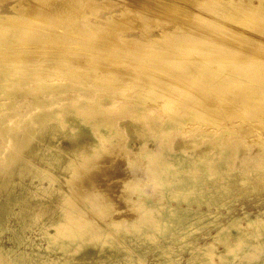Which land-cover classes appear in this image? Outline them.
Instances as JSON below:
<instances>
[{
	"label": "bare ground",
	"instance_id": "6f19581e",
	"mask_svg": "<svg viewBox=\"0 0 264 264\" xmlns=\"http://www.w3.org/2000/svg\"><path fill=\"white\" fill-rule=\"evenodd\" d=\"M6 4L9 9L1 11ZM115 7L120 13L111 12ZM102 10L111 13L104 18ZM152 27L158 36L150 34ZM132 32L139 36L127 34ZM99 96L106 104L98 103ZM12 97H23L32 107L21 111L19 102L13 108ZM157 102L164 115L151 123L164 131L185 126L172 116L193 125L216 121L201 133L217 138L230 131L225 126L213 133L225 124L221 115L264 122V0H0V147L8 150L0 164L18 162V172L31 176V187L12 200L22 204L18 214L24 227L42 222L46 251H61L43 261L40 246H0V264H99L117 255L125 263L144 264L151 251L180 264L185 249L187 264H213L215 244H200L198 238L210 227L217 230L213 238L226 245L221 259L248 252L255 240L264 242V209L257 215L232 212L241 186V195L264 188V163L254 169L258 180L235 171L230 163L240 152L211 140L199 155L193 148L167 151L166 145L137 153L148 159V182L141 185L139 176L130 181L129 197L138 199L127 197L125 210L136 213L142 204L149 209L133 228L126 227L128 218L113 217L115 203L92 189L110 169H127L123 160V165L115 161L127 151L116 146L120 127L106 107L122 104L119 112L131 115L146 134L150 126L142 111H154ZM190 136L197 143L199 137ZM28 154L44 165L27 161ZM150 183L163 201L146 190ZM223 208L230 214L227 223L220 222ZM6 229L1 213L0 233ZM11 239L23 242L18 230ZM259 255L242 264H264V254Z\"/></svg>",
	"mask_w": 264,
	"mask_h": 264
},
{
	"label": "rangeland",
	"instance_id": "374dc122",
	"mask_svg": "<svg viewBox=\"0 0 264 264\" xmlns=\"http://www.w3.org/2000/svg\"><path fill=\"white\" fill-rule=\"evenodd\" d=\"M8 5L9 4H6L5 8H2L1 11H4V12L7 11L9 9ZM111 12L112 13L113 12L114 13L115 12L120 13V7H115V10H112ZM104 13H106V14H104ZM110 13H108L107 10H102L101 15L105 18ZM161 23H162V21H161ZM149 32L153 36H158V34H159L158 33L159 30H158V28L156 29V27L150 28ZM127 34L130 36L131 35L137 36V37L139 36V33H137V32L127 33ZM51 55H50V57H51ZM53 57H56V56H53ZM90 91L91 92L89 94H91V95H98V93H99L98 91H95V89H90ZM29 98H30V96H29ZM98 98H99L98 103H100L102 105L106 104L105 100L101 99V96H99ZM8 102H9V104H12L13 108L17 107L16 106L17 103L23 102V105L21 107H18V109L21 111H25L28 107H32V105L28 101H25V99H23V97L22 98L21 97L8 98ZM151 104L152 103H149L148 107H150V106L152 107L153 104L152 105ZM158 104L159 103L157 102V104L155 105V107L157 106V108H158V109L157 108L154 109V111H156V112H154L153 110H143L142 111L143 112L142 116L144 115L143 116L144 119L143 118H141V119L145 120V121L147 119V122H149L148 126H150L147 128L148 130H147L146 134L140 132L141 131L140 128L142 126L138 122H134V119H132L131 115L123 113V112H119V109L123 107L122 104L120 106H118V108H116L114 106L106 107L108 110L113 112V118L116 122V125L118 126V128L120 127L119 132L117 134L116 141H115V142H117V143L119 142V143L116 146H118L120 151H122V152L127 151L125 156H123V155L120 156V153L118 150V153H119L118 155L120 157L116 155L117 158L115 159V161L118 160L119 163H121L120 161L123 160V163H125V166H126V167L123 166V169H126V168L127 169L124 172H114V171H112V169H110L109 172L107 173V175L102 176L101 180L98 181V183H100V184L99 185L96 184V185L92 186V189L96 190V192L99 191L98 193H101L102 196L104 194L103 197L105 198V200L111 198L108 201H111V203H113V204L115 203L114 206H116L113 217L116 218L117 220H119V218H120V220H122V221L124 220V222L127 220L126 218H128V221H126L125 223H126V227L128 225L129 228H133L138 223V220L140 219V217L143 214H145L147 209H149V206L147 204H142V208L140 206L141 209L139 211H137L136 213H134L135 211H131L129 209L125 210L127 207H126L124 202L127 199V197L130 196V193H129V190H130L129 186L131 185L130 181L140 177V179L142 180L140 182L141 185L146 184V182H148V179H147L148 177L146 176L147 172L144 170V168L148 165V159H147V157H144L143 155H140V154L138 156L137 153H140L142 151L156 152L158 150H161V147L166 145L167 148H169V150H167V151H171L172 147H174L176 150L179 148H183V149L188 150V151L191 148H193L195 150V152L199 155L205 150V148H207L206 147L207 141L211 140L213 142H216L220 147H222L223 145H226V144L227 145L230 144V145H232L231 147H232L233 151L240 152V156L238 158H235V160H233L230 163L231 168L234 169L235 171H238V170L239 171L240 170L241 171H243V170L247 171V173L250 176H252L256 180H258V176H255L254 169H256L258 167L259 162H261L262 164L264 163V122L259 123V122L255 121V118H253V117H251V119L249 117V120L246 122H244V118H243V122H242V119H241V121H240V119L239 120L236 119V121H233L230 119H228V120L224 119V115H221L222 117H220L221 118L220 122L225 123V124L218 127L219 129L218 128L213 129V133L217 134L218 132H222L223 128L226 126L227 129H229L234 134L233 135H232V133L228 134L227 132L230 133V131H226L225 134L222 135V137L217 138V135H211V136L208 135L206 137L205 136L203 137V135L201 133L203 130H206L205 128H207L208 126L211 127L212 124H214V123L216 124L217 123L216 121L215 122L204 121V123H202V122L200 123L199 121L198 122L196 121L195 125H193L194 122L189 123L191 121V119L180 117V116H172L173 119L180 121V122H183L185 124V126L180 127V128L175 127V128L170 129V130L164 131V129H162L161 126L156 125L154 123H151L152 121H154V122L160 121L162 118V115H164L162 112L163 109H161V105H158ZM157 112H159V113H157ZM151 115H153V116H151ZM145 117H146V119H145ZM186 121H188V122H186ZM227 122L229 124H226ZM237 122H239V123H237ZM200 124H201V126H200ZM155 126H156V128H155ZM199 126H200V128H199ZM190 127H193V129ZM247 129L249 132H247ZM246 133H248V134H246ZM190 134H194V135H197L199 137V140L197 141V143L193 144L194 141L191 139ZM165 135H168V138L166 140L164 139ZM214 137L216 140H212ZM3 142H4L5 146H7L8 141L5 139V141H3ZM240 146H242V147H240ZM10 147H11V151L13 152L15 150V148H13L12 146H10ZM213 150H215V149H213ZM6 151H8V150H6L4 148V146L0 147V160H3L5 158L4 153ZM135 157H136V159H135ZM26 158H27V161L29 160V162H31L34 165L35 164L40 165V166L44 165V164H42L39 157L36 156L35 154H28V156ZM119 159H121V160H119ZM132 160H134V162L136 164L135 163L132 164L131 163ZM10 165H13V167H15V169H17V170L15 172H12V173L7 172L6 169L9 168ZM20 166H21L20 163H18V162L11 163L10 161H4L2 164H0V214L1 213L5 214V220H6V226H7V229L4 232L0 233V246H3L5 248L14 247L15 250H17V249L31 250V248L37 249L40 246L41 247L40 249L43 250L44 252H46V254L41 255V260H43V259H44L43 261L53 260V259L61 256V251L60 250L59 251L58 250L57 251L56 250L55 251L54 250L53 251L52 250L46 251L47 241L44 240L45 238H43V236H42V232H43L42 222L40 221L38 223H35L32 225V227H24L23 223H22L21 215L18 214V212H20L22 204L19 203V201L17 199L14 201L12 200L13 196L19 195L22 191H24L26 189V187H31V176L30 175H25V176L21 175L18 172ZM124 175H125V178L123 180ZM146 179H147V181H146ZM5 183H7V184L5 186H3V184H5ZM37 183L38 182H36V184ZM150 185H151V186H149L150 188L146 187V190L147 191L150 190V192H152L153 196H156V197H153L154 199H162L161 193H158L156 187L152 186L154 184L150 183ZM94 187H96L97 189H94ZM240 189L242 191L236 193L238 198L239 197L240 198L236 203L233 204L232 212H234V214L237 213V214H240L241 216H244V213H246V211H248V212L252 213L251 215H254V214L257 215L259 211L264 209V188H262L263 190L261 189L260 192H253L250 194L244 193L245 195L244 194L241 195V193L244 192L243 186H241ZM70 191H73V189L70 188ZM131 195L132 196L129 197V199L132 198V200L134 199V201H136L138 199L137 194L131 193ZM107 196H109V197H107ZM8 200H12L13 203H12L11 207L10 206L8 207L7 211H3V206ZM162 201H163V199H162ZM145 205L147 206V208L145 207ZM144 207L146 209H144ZM117 208H118V210H116ZM222 210L224 213V217H222V220L220 222L221 223H227L228 219L230 218V214L226 208H223ZM116 211H117L118 215L116 214ZM140 211H141V213H140ZM119 214H120V216H119ZM131 215L133 216V218ZM135 215H137V217ZM121 216H122V218H121ZM129 218L131 220H129ZM127 223H129V224H127ZM243 223H244V225L247 224L246 219L243 221ZM17 230L20 232V239H22V241H23L21 244H18L17 241L11 239V235L13 234V232H15ZM207 230L210 233L207 232ZM207 230H205V231L203 230L199 234L198 238H199L200 244H203L205 242H209V243L213 242L215 244L216 256H215V261L213 264H234V263L242 264V263H245L246 261L250 260L249 256H251V255L257 256L260 254L259 256H261L262 254H264V242L263 241L259 242L260 240H255L253 245L250 244V246L248 248H246V249L250 248L248 252L246 251V253H244L243 251L245 249H242V250H239L238 252H236V255L231 260L221 259V255H224L227 253L226 245L224 243H222L217 237L213 238V234L215 235L217 233L216 228L214 229V227H210ZM202 236H204L205 238ZM32 243H33V246H31ZM173 248L175 250H177V249H179V245L177 244ZM136 255H137V253H135V256ZM189 256H190L189 250L185 249L179 257L180 264H187ZM134 260H135L134 261L135 263H138V256L135 257ZM170 260H171L170 256L169 257L168 256H159L156 251H151L145 255L144 264H171ZM47 264H50V263H47ZM51 264H62V262L60 260H58V261L51 263ZM90 264H96V263L94 261H92V262H90ZM99 264H133V263L132 262L131 263H125L123 257L120 255H117L114 257L107 256V257L103 258V261Z\"/></svg>",
	"mask_w": 264,
	"mask_h": 264
}]
</instances>
